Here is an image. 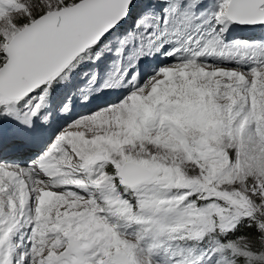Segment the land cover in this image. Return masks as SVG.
<instances>
[{
  "label": "snow or ice",
  "instance_id": "6c2138e0",
  "mask_svg": "<svg viewBox=\"0 0 264 264\" xmlns=\"http://www.w3.org/2000/svg\"><path fill=\"white\" fill-rule=\"evenodd\" d=\"M0 264H264V0H0Z\"/></svg>",
  "mask_w": 264,
  "mask_h": 264
}]
</instances>
